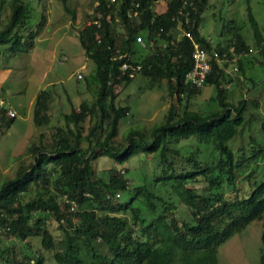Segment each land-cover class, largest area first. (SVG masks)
Instances as JSON below:
<instances>
[{"label": "trees", "instance_id": "1", "mask_svg": "<svg viewBox=\"0 0 264 264\" xmlns=\"http://www.w3.org/2000/svg\"><path fill=\"white\" fill-rule=\"evenodd\" d=\"M61 1L67 8L65 0ZM93 1L97 4L92 6ZM129 1L116 0L107 6L105 0H91L93 10L100 12V25L83 23L78 40L94 66L95 96L63 115L64 125L56 127L57 138L51 144L29 145L31 160L19 164L14 176L0 184V228L16 238V242L0 244V264H48L41 250L51 254L57 264H217L216 248L223 240L253 219L264 222V164H259L264 159V146L252 136L247 153L227 143L245 122V99L235 104L226 99L225 62L212 59L202 84L215 86L217 107H185L179 114L170 109L165 120L153 126L149 140L134 143L130 139L124 147L114 145L117 121L128 110L116 103L115 84L128 81L139 71L152 81L165 79L169 92L177 98L187 100L200 90L183 82L191 66L190 43L185 36L174 38L175 27L189 28L208 50L214 48L220 56L223 52L198 31L207 0H190L187 25L178 12L180 0H165L160 11L154 9L153 0H136V7ZM8 6L9 11L1 17L0 3V44L15 43L25 34L31 45L44 23V14L35 30L26 31L28 2L9 0ZM134 8L137 14L128 16L127 10ZM246 8L253 36L264 55L257 21L248 5ZM136 33L142 35L140 46L146 48L138 55ZM149 41L155 47L152 51ZM161 42L165 44L159 45ZM231 46L236 53L248 50L239 32L234 33ZM124 52L125 57H116ZM123 59L140 63V69L128 76L119 68ZM49 97L46 89L35 95L36 124L47 120ZM1 113H5L4 108ZM88 116L94 119L84 134L82 123ZM260 130L264 133V118ZM135 135L134 130L128 133L130 138ZM180 138L211 145L214 158H199L195 150L168 144ZM139 149L152 153V187L142 182L130 191L124 169L108 167L103 175L95 172L92 160L97 155L108 154L121 161ZM244 165L249 167L246 190L239 192L236 172ZM156 184L164 189L155 190ZM126 191L129 197L122 200L120 195ZM178 200L188 207L181 218L175 211ZM35 211L47 212L56 226L50 228L43 214L33 216ZM32 237L38 239V247ZM97 240L104 249L96 247ZM260 242L264 247V230ZM259 264H264V250Z\"/></svg>", "mask_w": 264, "mask_h": 264}, {"label": "rangeland", "instance_id": "2", "mask_svg": "<svg viewBox=\"0 0 264 264\" xmlns=\"http://www.w3.org/2000/svg\"><path fill=\"white\" fill-rule=\"evenodd\" d=\"M25 1L30 8L25 30H35L42 14L44 23L33 36L31 45L25 34L15 43L0 44V109L11 108L15 112L11 119L6 112L0 114V184L14 176L19 164H27L31 160L29 145L51 144L57 138L56 127L64 125L63 115L82 100L91 102L97 88L93 63L85 56L78 40V29L85 23L91 0H65L67 8L61 0ZM164 1L153 0V7L161 9ZM0 3L3 17L9 11V0H1ZM247 5L257 21L264 48V0H207L198 22L199 33L210 38L211 46L223 49L221 62H225L227 80L223 85L226 99L234 104L241 98L245 99V122L239 127V132L227 141L234 149L242 148L245 153L249 150V136L264 146V133L260 130V122L264 118V55L253 36L247 18ZM236 32L247 43V51L234 52L231 43ZM136 48L143 53L146 51L140 43L136 44ZM77 73L81 74L80 78ZM40 89L48 90L50 97L47 101V120L36 124L33 108L35 95ZM113 92L116 103L128 107L118 119L117 131L112 139L118 147H124L130 139L134 143L149 140L153 126L163 122L170 109L179 114L185 107L207 110L218 106L214 98L216 89L212 84L200 86V90L186 100L184 96L177 98L175 93H170L165 79L152 81L139 71L128 81L115 84ZM93 119L89 116L85 118L82 123L84 134ZM130 130L136 132L133 138L128 137ZM82 144L85 145L86 141L83 140ZM168 144L186 146L183 150H195L199 158H214L211 145L196 143L190 138H180L176 142L170 140ZM92 163L98 175H103L108 167L124 169L130 191L142 182L152 187L150 180L155 166L151 152L139 149L121 161L108 154H99ZM259 164L263 165L264 159ZM248 170L249 167L244 165L242 171L236 172L239 192L246 190L245 174ZM154 188L164 189L160 184ZM224 191L227 192L228 188ZM120 197L126 200L129 191ZM175 211L176 216L181 218L186 215L188 207L178 200ZM39 213L46 216L50 228L56 226L47 212L35 211L32 215ZM262 230L264 222L253 219L234 231L217 246V264H259V255L264 250L260 242ZM31 241L38 247L37 238L32 237ZM10 242H16V238L0 228V244ZM17 244L21 245V242ZM95 245L104 249L98 240ZM41 253L48 264H57L47 251L41 250ZM173 264L181 263L176 261Z\"/></svg>", "mask_w": 264, "mask_h": 264}, {"label": "built area", "instance_id": "3", "mask_svg": "<svg viewBox=\"0 0 264 264\" xmlns=\"http://www.w3.org/2000/svg\"><path fill=\"white\" fill-rule=\"evenodd\" d=\"M115 1L116 0H105L107 6L110 3H113ZM129 3L130 5L134 7L138 5V2L136 0H130ZM96 4H97V1L92 2V6ZM191 4L192 3L190 0H180V5L178 8L179 14L183 16V23L186 25L189 21V6H191ZM92 6L87 12L88 14H87L85 23L86 24L93 23L96 26H99L100 25V20H99L100 12H95ZM126 13L128 16H133L137 14V10L135 8L128 9ZM175 30H176L174 34L175 39H177L179 36H185L190 43L191 66L185 71L183 75V82L188 84L191 87H200L203 84L206 74L210 71L211 60L215 59L216 61L221 62V56L218 53V51H216V49L214 48H211L210 50H208L200 40L194 37L192 31L189 28L177 26L175 27ZM134 40L137 43H141L142 35L140 33H136ZM205 40L208 43L211 42L210 38L208 37H205ZM164 44H165L164 42L159 43V45H164ZM148 49L150 51L155 49L154 44L151 41L148 42ZM125 56H126L125 52L118 53L116 55L117 58H123ZM140 67H141L140 63L131 64L126 59H123L119 64V68L121 70H125L128 76H132L134 74V71L140 69ZM76 76L80 78L81 74L77 73ZM1 102H2V99L0 98V103ZM5 112L9 116L15 115L14 110H12L11 108H7ZM116 195L118 194L116 193Z\"/></svg>", "mask_w": 264, "mask_h": 264}, {"label": "crops", "instance_id": "4", "mask_svg": "<svg viewBox=\"0 0 264 264\" xmlns=\"http://www.w3.org/2000/svg\"><path fill=\"white\" fill-rule=\"evenodd\" d=\"M154 1H156V0H154ZM159 4L161 3V2H158ZM162 6V8L161 9H157V8H154L155 10H158V11H160V10H162L163 8H164V2H163V4L161 5ZM142 48V47H141ZM143 52L141 51V50H138L137 51V53H136V55H138V54H142Z\"/></svg>", "mask_w": 264, "mask_h": 264}]
</instances>
